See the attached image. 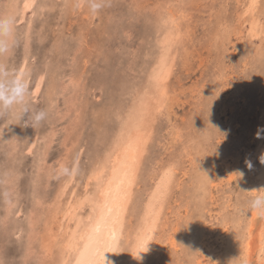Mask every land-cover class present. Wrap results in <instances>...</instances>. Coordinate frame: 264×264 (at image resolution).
I'll return each mask as SVG.
<instances>
[{
    "label": "rangeland",
    "instance_id": "obj_1",
    "mask_svg": "<svg viewBox=\"0 0 264 264\" xmlns=\"http://www.w3.org/2000/svg\"><path fill=\"white\" fill-rule=\"evenodd\" d=\"M24 1L0 0V26L7 23L0 27V264H39V257L57 264L55 241L39 252L46 221L58 201L93 188L90 171L117 128L115 110L128 104L132 85H146L156 31L172 14L181 34L169 99L152 120L131 219L151 180L171 166L157 257L148 264L200 257L214 264L221 256V264H264V209L251 164L260 163L253 154L264 114V31H249L251 21L264 22V0L254 19L244 14L248 0H33L30 8ZM72 169L74 181L65 183ZM29 213L37 216L36 239Z\"/></svg>",
    "mask_w": 264,
    "mask_h": 264
},
{
    "label": "bare ground",
    "instance_id": "obj_2",
    "mask_svg": "<svg viewBox=\"0 0 264 264\" xmlns=\"http://www.w3.org/2000/svg\"><path fill=\"white\" fill-rule=\"evenodd\" d=\"M259 1L248 0L244 14L249 13L254 19V11ZM24 2L30 8L33 0H25ZM5 11L7 12V10ZM3 18H1V21H3ZM167 18V21L164 20V28L163 30L161 29L162 32L157 29V34H155L154 50H156L154 53L156 57L153 58L154 60L150 64V69L147 72L146 85L144 88L139 87L137 83L132 85L128 91V104L125 107L119 105L121 109L115 110L117 128L114 129L107 143L108 149L107 151L105 150V156L96 162L97 165L90 171L91 177H89V180L93 188L88 190L84 187V191L81 194L76 195L73 198L74 200L68 201L63 205L59 204L61 201H58V204L53 208L50 219L46 221V228L44 227L47 233L46 239L42 238L43 240L41 239L42 241H39L40 243L38 242L39 252L44 250L48 254V251L51 250L48 244L55 241L60 252L57 264H148L154 255V249H156L155 244L160 239L158 236L159 225L161 224L164 207L166 206L168 194L172 187L173 167L164 165L166 167L163 166L164 169L151 180V187L146 191L145 197L141 201L135 221L131 219V205L135 197L138 173L147 150V143L152 135V120L156 117V113L162 109L161 106L163 104L166 106L167 99H169L168 86L165 84L170 75L174 60V55L171 51L174 43L179 38L180 29L176 21V15L172 14ZM6 19L8 18L6 17ZM4 24L2 25L4 26ZM5 27L6 29L8 28L6 25ZM10 28L12 27L8 29ZM249 31L253 36L258 37L259 33L264 31V22H259L258 20L251 21ZM7 35L11 34L8 33ZM2 37H6V35ZM1 40L0 42L5 44V41L2 42ZM23 73L24 70L21 69L17 74L16 83L19 82ZM255 135L257 136L255 137L257 144L253 156H260V163L256 164L254 161H251V164L253 174L255 175L256 188H254L257 190L258 202L261 206L263 204L262 207L264 209V114L261 116V122ZM92 164L94 165L95 162ZM75 171L76 169H72V174L65 183L70 184L74 181ZM202 189V191L205 190L204 186ZM260 207L258 206V209L255 210L252 218L257 214ZM34 215L31 213L28 215V227H31L28 233L33 239L36 233L35 227L33 226L36 224L35 221H37V216ZM251 220L253 221V219ZM54 223H57L58 230H55L57 228L53 226ZM252 230L253 228H249L250 236L252 235ZM41 236L44 237L43 235ZM232 239L234 240V238ZM254 240L253 236L245 242L244 248L248 255H251L254 251ZM258 242L260 243L259 240ZM172 244L176 246L174 240H172ZM39 255L37 253V258ZM221 258L217 257L214 264H221ZM38 259L39 264H41L40 257ZM207 261L200 257L195 263L207 264ZM233 263L235 264L236 262Z\"/></svg>",
    "mask_w": 264,
    "mask_h": 264
}]
</instances>
